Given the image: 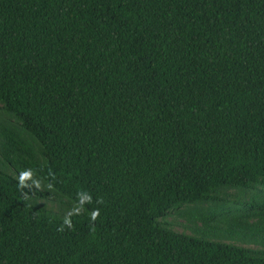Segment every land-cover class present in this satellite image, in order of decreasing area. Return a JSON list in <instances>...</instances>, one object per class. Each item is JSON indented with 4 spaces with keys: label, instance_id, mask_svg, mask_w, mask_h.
<instances>
[{
    "label": "trees",
    "instance_id": "trees-1",
    "mask_svg": "<svg viewBox=\"0 0 264 264\" xmlns=\"http://www.w3.org/2000/svg\"><path fill=\"white\" fill-rule=\"evenodd\" d=\"M0 264H264V0H0Z\"/></svg>",
    "mask_w": 264,
    "mask_h": 264
},
{
    "label": "rangeland",
    "instance_id": "rangeland-1",
    "mask_svg": "<svg viewBox=\"0 0 264 264\" xmlns=\"http://www.w3.org/2000/svg\"><path fill=\"white\" fill-rule=\"evenodd\" d=\"M48 193V195L46 196V199L44 201V203L52 208L53 210H58V211H62V212H70L73 210L72 208V204L68 205V202L65 198H59L58 196H56V194L52 191L49 190H45ZM173 215H171L168 220L171 221L173 219L172 217ZM186 224L185 221L181 218L176 219L175 222V229L177 230H184L186 232H189L188 229H186L183 225Z\"/></svg>",
    "mask_w": 264,
    "mask_h": 264
}]
</instances>
